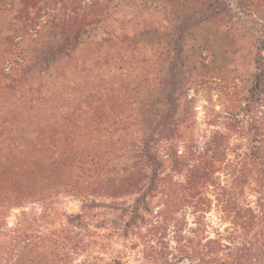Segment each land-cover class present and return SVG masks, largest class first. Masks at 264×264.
Returning <instances> with one entry per match:
<instances>
[{
    "label": "rangeland",
    "instance_id": "obj_1",
    "mask_svg": "<svg viewBox=\"0 0 264 264\" xmlns=\"http://www.w3.org/2000/svg\"><path fill=\"white\" fill-rule=\"evenodd\" d=\"M225 1L229 14L185 36L177 69L180 152L223 129L226 108L240 110L252 86L264 0H244V9L240 0ZM208 2L127 0L113 33L100 34L93 49L62 58L48 72L0 75L1 139L11 132L26 139L0 159V187L24 185L32 194L0 214L1 263L19 244L48 236L27 254L31 264H202L182 261L174 236L183 226L186 236L197 228L214 237V228L226 227L216 211L205 215L211 227H198L192 207L167 231L140 219L136 227L128 222L148 177L142 142L166 113L175 30ZM18 28L13 15L0 12V69L33 44L5 39ZM161 147L165 154L175 146L164 141Z\"/></svg>",
    "mask_w": 264,
    "mask_h": 264
},
{
    "label": "trees",
    "instance_id": "obj_2",
    "mask_svg": "<svg viewBox=\"0 0 264 264\" xmlns=\"http://www.w3.org/2000/svg\"><path fill=\"white\" fill-rule=\"evenodd\" d=\"M126 2L0 0V12L13 15L19 22L17 31L5 39L12 43L15 40L17 44L33 43L28 49L21 48L15 61L4 59L0 75L7 76L12 70H21L23 75L36 70L48 72L62 58L76 55L86 46L93 49L100 34L113 33L114 18ZM239 5L244 9V0ZM229 9L225 0H209L205 8L188 15L175 30L166 113L142 142L141 158L148 177L136 198L128 227L138 226L140 219L149 222L151 227L159 226L167 231L176 215L190 207L199 228L204 224L211 227L205 215L216 211L226 227L214 228V237L204 238L205 234L197 228L192 229L191 236L184 234L183 226L177 231L174 239L184 255L182 261L264 264V23L255 39L256 71L244 105L240 110L226 108L223 129L213 130L203 145L184 146L183 152L179 149L185 140L176 122L177 69L182 63L185 36L196 25L229 14ZM260 19L264 20L262 16ZM32 48L36 54L28 58L27 51L32 53ZM157 129L161 131L157 133ZM163 131L167 133L165 136ZM1 136L0 159L12 156L10 151L26 145V139L14 136L13 132L6 139ZM234 137L237 142L233 144ZM164 141L175 147L162 154ZM141 184L139 181L137 185ZM26 188L24 185L6 190L0 187V214L31 197V189ZM157 198V205L153 206ZM45 239L19 244L12 257L3 259L2 263L0 260V264H21L23 259H29L26 262L31 264L33 260L27 254L42 245L39 243L48 241V236ZM116 264L122 263L116 260Z\"/></svg>",
    "mask_w": 264,
    "mask_h": 264
}]
</instances>
